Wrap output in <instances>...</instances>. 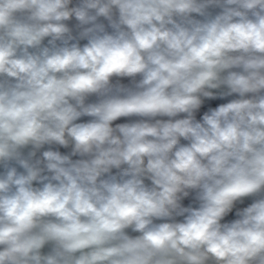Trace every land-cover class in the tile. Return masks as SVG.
<instances>
[{
	"label": "clouds",
	"instance_id": "obj_1",
	"mask_svg": "<svg viewBox=\"0 0 264 264\" xmlns=\"http://www.w3.org/2000/svg\"><path fill=\"white\" fill-rule=\"evenodd\" d=\"M0 264H264V0H0Z\"/></svg>",
	"mask_w": 264,
	"mask_h": 264
}]
</instances>
